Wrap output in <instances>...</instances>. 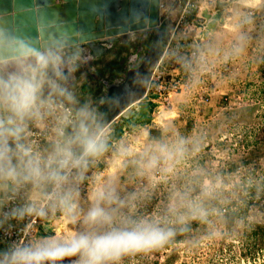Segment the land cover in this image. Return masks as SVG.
I'll return each instance as SVG.
<instances>
[{"label":"rangeland","instance_id":"rangeland-1","mask_svg":"<svg viewBox=\"0 0 264 264\" xmlns=\"http://www.w3.org/2000/svg\"><path fill=\"white\" fill-rule=\"evenodd\" d=\"M163 1L162 17L170 25L185 0ZM205 4L196 3L206 17L201 48L210 56L230 58L229 78L214 84L203 104L172 95L171 105L159 113L153 104L144 117L146 125L130 126L131 112L137 113L134 101L145 86L138 75L127 91L134 99L103 125L107 149L95 159L103 165L101 187L115 196V202L104 206L114 210L117 223L160 218L175 231L163 246L125 256L119 264H264V0H212L210 12L203 11ZM151 38V32L138 31L108 43L76 46L75 68L65 69L69 98H57L51 111L60 119L87 106L98 118L110 86L119 85L128 71L141 65L149 74L155 62L146 54ZM99 48V53L92 51ZM180 141L186 148L182 157L144 167L158 155L159 146ZM92 193L79 203V214L92 206ZM193 204L203 208L206 217L177 223ZM54 224L56 235L86 227L67 216ZM77 259L61 262L76 264Z\"/></svg>","mask_w":264,"mask_h":264},{"label":"clouds","instance_id":"clouds-1","mask_svg":"<svg viewBox=\"0 0 264 264\" xmlns=\"http://www.w3.org/2000/svg\"><path fill=\"white\" fill-rule=\"evenodd\" d=\"M42 28L41 21L37 31ZM77 57L78 53L68 54L63 45L41 48L32 38L0 26V180L51 186L52 195L68 219L86 226L68 235L16 244L0 252V264H59L68 257H78L76 264H119L123 257L157 249L175 235L174 229L160 218L117 223L114 210L104 206L105 202H115V196L103 187L93 191V203L87 212L78 213L74 189L65 190L64 186L79 179L90 160L107 149L103 126L87 106L74 116L59 119L57 140L46 154L36 152L25 142L28 122L51 111L57 98H69L64 87L65 69L74 70ZM69 127L71 131H66ZM157 151L158 155L145 162V168L182 157L186 148L180 141L171 147L161 145ZM35 211L28 207L21 210V215ZM206 215L203 208L193 204L187 215L177 217V223L202 220Z\"/></svg>","mask_w":264,"mask_h":264},{"label":"built area","instance_id":"built-area-1","mask_svg":"<svg viewBox=\"0 0 264 264\" xmlns=\"http://www.w3.org/2000/svg\"><path fill=\"white\" fill-rule=\"evenodd\" d=\"M211 1L202 0L206 3L203 11H214L213 4H208ZM197 2L184 1L148 74L141 99L152 97L156 113L171 105L172 95H186L197 104L205 103L214 84L225 81L231 74L230 58L226 61L210 56L208 51L198 46L207 32L206 19L200 14ZM58 122L57 114L52 111L45 113L43 119L28 122L25 142L36 152L46 154L57 140L56 134L51 133L57 129ZM101 166L98 159L90 160L79 179L64 186L65 190L74 189L78 213L81 211L79 203L88 200L89 192L101 187ZM52 193L51 186L37 187L22 181L0 180V252L16 244L46 237V230L49 232L47 236L56 235L54 221L64 222L66 215ZM28 207L37 211L21 215V210ZM220 210L224 212L225 208Z\"/></svg>","mask_w":264,"mask_h":264},{"label":"water","instance_id":"water-1","mask_svg":"<svg viewBox=\"0 0 264 264\" xmlns=\"http://www.w3.org/2000/svg\"><path fill=\"white\" fill-rule=\"evenodd\" d=\"M163 7V0H0V26L17 35L32 38L34 44L41 48L63 45L68 54L75 52L73 50L76 49H72L74 46L102 35L128 30L149 31L152 38L146 54L154 62L173 25V22L169 25L164 21ZM216 8L219 10L221 7L218 5ZM41 21L43 28L38 32L37 24ZM210 25L213 26L214 22ZM92 51L99 53L101 49ZM138 75L146 84L148 75L141 65L128 71L119 85L108 88L99 106L98 120L102 126L134 99L135 94L128 95L127 91ZM114 92L120 98L108 109L106 101ZM112 104L115 108H111Z\"/></svg>","mask_w":264,"mask_h":264},{"label":"crops","instance_id":"crops-1","mask_svg":"<svg viewBox=\"0 0 264 264\" xmlns=\"http://www.w3.org/2000/svg\"><path fill=\"white\" fill-rule=\"evenodd\" d=\"M215 31V30H214ZM214 31H212L211 34H214ZM198 46L201 47V43L199 42ZM215 57V56H213ZM153 98L150 97V96H146L144 98H138L136 99L134 102L137 104L135 107H134V110L137 112V113H133L131 112V115L130 117L128 118V124L131 126V125H146V121L144 117H147L146 116V113L149 112V111H152V107H153ZM139 108V109H136V108ZM154 109V108H153ZM139 110V111H138ZM145 112V114H144ZM140 114H143L142 117H138V115ZM49 232L46 230L44 231V235L47 236Z\"/></svg>","mask_w":264,"mask_h":264},{"label":"bare ground","instance_id":"bare-ground-1","mask_svg":"<svg viewBox=\"0 0 264 264\" xmlns=\"http://www.w3.org/2000/svg\"><path fill=\"white\" fill-rule=\"evenodd\" d=\"M102 30H104L103 28H102ZM132 32H138V31H127V32H125V33H119V34H113V35H102V36H100V37H97V38H95V39H93V40H90V41H85V42H83V43H81V44H79V45H76V46H80V45H84V44H86V45H88V44H93V42H95V41H100V43H108L109 42V40L108 39H111V38H114V37H117V36H120V35H123V34H126V35H128V34H130V33H132ZM88 43V44H87ZM76 46H74V47H76ZM74 47H73V49H74ZM74 51V50H73ZM159 56V55H158ZM119 98H120V96L118 97V94L116 93V92H114V93H112V94H110L109 95V100L106 102V104H107V106H108V109L110 108V104L111 103H113L114 101H116V100H119ZM111 108H115L114 107V105L112 104V107ZM107 110V109H106ZM108 112V111H107ZM70 232V231H69Z\"/></svg>","mask_w":264,"mask_h":264},{"label":"flooded vegetation","instance_id":"flooded-vegetation-1","mask_svg":"<svg viewBox=\"0 0 264 264\" xmlns=\"http://www.w3.org/2000/svg\"><path fill=\"white\" fill-rule=\"evenodd\" d=\"M164 21H166V22L168 23V20H165V19H164ZM173 22H174V21H173ZM168 24H169V23H168ZM162 44H163V43H162ZM161 46H162V45H161ZM151 67H152V66H151ZM143 69H144V71H146V70H145V66H143ZM150 69H151V68H150Z\"/></svg>","mask_w":264,"mask_h":264}]
</instances>
